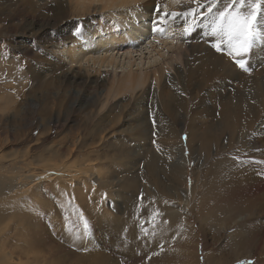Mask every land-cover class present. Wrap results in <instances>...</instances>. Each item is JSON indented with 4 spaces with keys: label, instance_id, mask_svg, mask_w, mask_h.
<instances>
[{
    "label": "rangeland",
    "instance_id": "1",
    "mask_svg": "<svg viewBox=\"0 0 264 264\" xmlns=\"http://www.w3.org/2000/svg\"><path fill=\"white\" fill-rule=\"evenodd\" d=\"M61 2H67V0H0L1 174L7 178L17 177L30 170L29 173L39 175L44 173L43 170L50 173L63 167L78 169L89 164L100 173L99 176L101 179L104 178L103 181L110 182L112 186L110 185L109 189H102L95 196L87 193V196L90 195L93 198H88L86 202L94 208L93 213L97 216L95 217L96 224L93 226L95 235L88 236L89 232L83 233V244L93 246L92 248L102 251L107 256H113L114 260L119 263L122 262V240L125 236L115 234L111 224L117 217L122 216L125 210L124 199L135 198L136 204H144L150 203V201L145 202L144 200L153 195L164 200L169 206L170 212L171 210L179 211L181 223L169 228L168 231L161 230L156 235L150 251L161 250V244L159 245L161 239L165 242H172L177 238H182L185 233H189L192 239H195L196 245L198 244V264H204V258L207 255L211 256L209 257L210 264H259L264 262V251L263 256L255 257L253 248L239 242L241 238L249 240L254 235L259 239L263 231L262 226L257 224L251 227L245 223L249 221L244 220L242 214L223 215L222 219L209 226L205 222H200L197 211L192 209V204L197 202L198 195L202 191L201 176L207 171V162L216 159L217 156H213L217 151H224L227 139L231 137L236 143L235 147L239 153H243L244 147L243 143L238 141L239 134L236 135V133H240L239 130H235L233 133L224 131L220 141L214 142V139L211 141L208 160L203 161L204 144L201 135L207 133L204 125L216 124L218 115L209 118L208 122L210 123L193 126L192 115L199 114L201 116L202 105L198 107V101L192 97L194 94L183 93L186 89L192 90L195 81L205 82L206 77L199 75L195 77L196 80L192 81L184 78L181 83L184 89L182 94L185 95L181 96L184 109L175 113L174 116L177 117L178 122L174 124L173 128L181 150L171 157H164L162 152L167 150V146L161 143L159 133L161 128L154 124L157 116L167 120L159 103H157V111L156 106L154 107L156 103L154 99L152 100L153 104L145 107L148 112L147 115L143 113L147 120L144 123L147 124L142 125L141 122L145 119L136 122L141 117L136 113V103H142L144 99L137 98L136 93L133 96L125 93L119 97L108 94L102 85V79L107 74L101 71L105 68H101L97 73L94 72L96 68L93 69L90 63L91 65H83L84 68L79 71L76 68L69 69V56L64 52L69 47V41L95 30L98 22L107 17L106 11L97 10V15H77L70 11L66 4L65 6L63 4V9H61ZM208 3L209 0H197V3H193V8L199 13H206ZM228 3L230 0H217V7L213 11L223 10ZM96 8L99 9L98 6ZM160 8H163V5ZM112 14L113 16L117 15L116 12ZM203 17L199 26L200 40L210 38V48L214 51L213 53L220 55V60L224 64H230L229 67L216 62L215 66L220 67L221 70L224 69L225 73L230 74L231 77L235 75L234 70L243 73L245 77H240L242 82L250 74L262 72L264 69V45L262 46L264 38L255 40L251 50L247 53L249 57L251 56L250 58L248 56L238 57L245 61L247 68V71L241 70L234 63L232 57L227 54V45H221L222 51L220 52L213 48V44L217 40L209 34L211 14ZM117 18L118 16L113 17L115 23ZM131 22L129 17L126 18L123 23L124 28ZM145 23L152 25L153 21L146 20ZM156 24L161 28L165 27V25H160L161 23ZM259 26L264 29V8L261 10ZM148 36L149 38L132 52L135 58L150 57L147 51H150L151 47H149L150 49L146 48L149 41L157 46V51L158 49L162 52L165 51L163 46L155 41L158 39L156 34L152 32ZM172 39L170 40L172 41ZM170 40L165 37L163 41L170 44L171 42H168ZM121 53L125 52L117 53V56ZM154 53L156 52L153 51ZM255 62L261 64L253 70H248V65ZM213 63L215 62L213 61ZM190 66L193 70L197 68L196 64ZM260 75L264 76V73ZM218 76H220V72L217 73ZM107 77L109 76L107 75ZM229 83L233 85L229 86V90L226 89L227 92L229 91L228 96L234 94V89L243 87L241 81H236L235 78L231 79ZM251 88L253 87H250L249 90ZM208 89L206 82L205 87L201 89V94H203L201 100L208 102L207 104L210 106L211 101L209 100L211 99L207 94ZM141 95L146 99L144 94ZM213 130L216 134V129ZM256 130L261 131V126H257ZM190 133L195 136L193 149L189 150L194 155L195 152L203 154L200 158L193 156L186 147ZM255 137L257 138V154L253 156V161L256 163L253 165L254 168L264 165V131L259 135L256 134ZM169 144L172 145V143ZM151 155L156 156L158 160H161V155L162 159H168L165 169H162L163 172H158L154 177L146 173L147 160ZM180 155L185 160V179L181 180L170 174V167L168 168L172 162H178ZM43 164L53 166L54 171L46 170L48 168H45ZM46 180L39 185H31V191L26 195L33 203L40 206V209L34 213L40 217L34 230L37 231L39 242L44 244L38 249L39 257L34 261L28 257L18 256L19 248L16 242L18 236L16 237V232L14 234V228L18 226L10 222L8 228L6 227L7 231L1 233L0 236V244L4 238L3 248L12 257V261L9 259L7 264H56L57 262V264H68V256L72 264H79L78 259L84 255L83 246L79 245L80 238H77L78 236L72 238L68 231L71 230L74 233L78 231L77 224L81 222V218L79 217L80 220L76 222V217L84 214L85 209L78 202L72 201L68 194L65 197L64 187L61 183ZM131 180H135L138 185L135 190L125 188ZM72 187L80 191L82 188L80 185ZM95 188L100 189L96 184ZM250 189L248 188V190ZM35 190L37 192H34ZM89 190V188L85 189L87 192ZM180 192L190 198L192 202L190 208L187 202L188 198L181 199L180 195L178 199H175L172 196V194ZM90 213L93 214L92 211ZM256 221L257 219L253 223L255 224ZM47 242L51 245L46 244ZM204 243L207 249L201 250ZM44 248L52 249L48 252ZM119 259L121 260L119 261Z\"/></svg>",
    "mask_w": 264,
    "mask_h": 264
},
{
    "label": "bare ground",
    "instance_id": "2",
    "mask_svg": "<svg viewBox=\"0 0 264 264\" xmlns=\"http://www.w3.org/2000/svg\"><path fill=\"white\" fill-rule=\"evenodd\" d=\"M63 4L64 6L66 4L69 10L77 15H97V10L101 12L106 11L107 17L98 22L95 30L77 36L69 41L68 48H64V52L69 56V69L73 70V68H76L79 71L84 68L83 65L86 66L90 63L93 69L96 68L94 72L99 73L101 68H105L101 72H105L109 77L105 75L106 77L102 79V85L108 94L119 97L125 93H129L132 96L136 93L137 98L144 99L142 103H136V113L141 116L137 119L139 121L136 122L145 119V121L141 122L143 123L142 125L147 124L144 123L147 120L144 118L143 113L146 114L148 112L145 107L153 104L152 100L154 99L156 101L154 107L156 106L157 111V103H159L160 109H163L161 111L166 115L167 120L164 117L157 116L154 124L161 128L159 130L161 135L160 140L162 144H166L165 146H167V150L162 152L164 157H171L181 150V145H178L176 141L178 140L177 134L173 128L174 124L178 122L177 117L174 116L175 113L184 109L182 97L185 96L183 95L185 93L190 92L191 95L194 94L192 97L198 101V107L202 105L201 116L199 114L192 115L193 126L204 124L209 121V118L218 115L216 124L204 125L207 133L201 135V140L204 144L203 161L208 160L213 139L214 142L220 141L224 135V131H228L229 133H233L235 130L240 131L236 135L239 134L238 141H241L244 145L243 153H239L232 137L227 139V143L225 144L227 146L224 147L223 145L224 148L222 147L224 151H217L213 156H217L216 159L207 162V171L201 176L202 191L199 193L197 202L195 201L196 203H194L195 205L192 204L188 195L186 196L181 192V194H172V196L175 199H178L180 195L181 199L188 198L189 208L192 204V209L197 211L200 222H205L209 226L215 221L222 219L223 215L231 216L235 214H242L243 219L249 221L245 223H248L251 227L257 224L262 226L263 231L259 239L254 235L249 240L241 238L239 242L253 248L255 250V257L263 256L264 165L254 168L253 165L256 163L253 161V156L257 154V138L255 135H259L264 131V76L260 75L264 73V69H262L260 74L256 72L250 74V76L244 78L243 82L240 80V77L245 76L239 71L234 70L235 75L231 77L230 74L225 73L224 69L221 70L220 67L215 66L219 63L230 67V64H224L220 60L221 56L213 53L214 51L210 48V38L207 37L200 40L199 26L204 17L196 15V26L188 35L184 34L183 17L168 16L162 19L166 13H183L193 9L192 0H67V2L60 3L61 9H63ZM161 5H163V8H160ZM97 6L99 9L96 8ZM113 12H116V16H118L117 20H115L116 23L113 20V17L116 18V16H113ZM128 17L132 22L124 28L125 25L123 23ZM146 20H152L153 24L149 25L145 23ZM156 23H161L160 25H165V27L161 28ZM189 23H192L191 18H189ZM161 29H163V32ZM152 32L158 36V39L155 41L163 46V50L165 51L162 52L159 49L157 51V46H154L149 41L146 48L150 49L149 47H151L150 51H147L150 57L146 59L141 57L135 58L132 52L135 48H139V45L143 44V41L147 40L149 38L148 35L152 34ZM165 37H168V40L173 38L172 41H168L171 42L170 44L163 41ZM180 39L181 41L179 42ZM255 50L257 49L255 48ZM153 51L156 53L153 54ZM114 52L125 53L117 56V53ZM246 56L249 57V55ZM243 57L245 58V56ZM191 64H196L197 68L191 69ZM260 64V62L252 63L248 65V70H253V68ZM86 71L88 72V70ZM218 72H220V76L217 77ZM199 75L206 77L207 80L205 82L195 81L192 90H184L182 88L181 83L184 78L191 79L192 81L196 80L195 77ZM233 78L236 81H241L243 87L234 89V94L230 92L232 95L230 96L229 94L228 96L229 91L227 92L226 89L233 85L229 83ZM248 80L249 82H247ZM206 82L209 88L207 94H209L208 96L211 99H208L211 101L210 106L207 104L208 102L206 103L201 100L203 98L201 89L205 87ZM250 87L253 88L249 90ZM183 90L185 92L182 94ZM141 94H144L146 99L142 98ZM203 118L208 120H204ZM257 126H261V131L256 130ZM213 129H216V134ZM194 136L195 134L190 133L186 146L188 150L193 149ZM169 143H172V145ZM190 153L198 158L203 156V154L201 155L196 152L195 155L191 151ZM181 157L180 155L178 162H172L168 166V168L170 167V174L180 180L185 179V160ZM167 160L166 158L162 159V155L161 160H158L154 155L149 156L146 164L148 171L146 170V173L154 177L162 169H165ZM86 165L78 169L63 167L54 171L52 169L53 166L45 164V168H48L46 170L49 171L51 169L54 172L48 173L43 170L44 173L38 175L29 173V170L27 173L24 172L22 175L9 178L0 172V236L1 233L7 231L6 227L8 228L10 222L18 226L14 228V234L16 232V237H20L19 239L17 237L16 241L19 248V257H28L36 261L35 259L39 257L38 249L41 245H44L39 242L37 231L36 229L34 230V227L38 224L36 222L40 219L39 215L34 213H36L37 209H40V206L37 203H33L30 197L26 195L31 191V185H39L48 179L61 183L64 187L65 197L68 194L72 201L78 202L85 209V213H82L81 216L76 214V222L80 220L79 217L81 218V222L77 224L78 231L76 233L71 230L68 231L69 236L72 238L78 236L77 238H80L79 245L80 247L83 246L84 255L78 259L79 264H198V244L196 245L195 239H192L189 233H185L182 238H177L176 241L172 242H165L161 239L159 243V245L161 244V247L159 246L161 250L157 249L158 252L155 250L150 251L156 235L161 230L168 231L169 228L181 223L179 218L180 212H173L174 210L170 212L169 206H167L164 200L158 199L155 195L146 197L145 199L147 200L144 201H150V203L146 202L144 204H136L135 198L124 199L122 197L124 199L123 205L125 210L122 216L117 217L113 221V224H111L115 234H123L125 236L124 240H122V260L119 259L122 262L115 261L113 256H107L102 251L100 252L92 248L93 246L83 244V233L89 232L88 236L95 235L93 226L96 224L95 217L97 216L93 213L94 208L86 202L88 198H93L90 195L87 196V193L95 196L102 189H109L111 185L110 182L103 181L104 178H100L99 172L95 171L89 164ZM64 177L66 179H63ZM95 184L100 189L95 188ZM71 185H80L82 187L81 191ZM137 186L136 181L131 180L125 188L135 190ZM87 188L90 189L89 192L85 191ZM248 188L251 189L248 190ZM34 192H37V190ZM29 202L32 203L29 204ZM91 211L93 214L90 213ZM256 219L257 221L254 224L253 221ZM226 220L227 218L225 217ZM114 236L116 237V235ZM3 239L1 240L2 242ZM2 242L0 244V264H5L12 257L10 253L5 251ZM46 244L49 243L47 242ZM206 249V244H202L201 250ZM43 254L45 255V253ZM209 257L211 256L207 255L204 258V264H210ZM67 258L68 264H72L69 261V256ZM37 262L39 263V261ZM259 264H264V262Z\"/></svg>",
    "mask_w": 264,
    "mask_h": 264
},
{
    "label": "snow or ice",
    "instance_id": "3",
    "mask_svg": "<svg viewBox=\"0 0 264 264\" xmlns=\"http://www.w3.org/2000/svg\"><path fill=\"white\" fill-rule=\"evenodd\" d=\"M192 2L197 3V0ZM216 7L217 0H209L206 13H197V10L193 8L183 13H166L162 19L168 16L183 17L184 34L188 35L196 26V15L203 17L211 14L209 34L217 40L213 47L220 52L221 45L226 44L227 54L241 70L247 71L245 61L238 57L246 56L257 38H264V29L259 26L264 3L262 0H230L223 10L214 12ZM189 18L192 20L191 24ZM161 31L163 32V29Z\"/></svg>",
    "mask_w": 264,
    "mask_h": 264
}]
</instances>
